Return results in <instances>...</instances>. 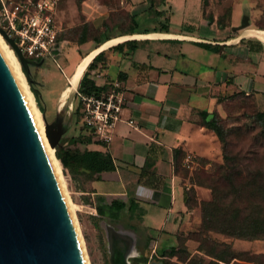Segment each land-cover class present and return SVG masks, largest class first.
I'll list each match as a JSON object with an SVG mask.
<instances>
[{"label":"rangeland","instance_id":"1","mask_svg":"<svg viewBox=\"0 0 264 264\" xmlns=\"http://www.w3.org/2000/svg\"><path fill=\"white\" fill-rule=\"evenodd\" d=\"M193 1L188 7L198 19L214 28L224 29L227 36L237 35L231 42L244 31L264 34V0ZM180 10L182 6L177 0H56L55 22L59 37L56 59L47 56L34 64L28 63L30 80L18 59L29 90L33 93L30 84L36 90L37 96L33 93V98L46 121L56 120L57 115L62 117L60 129L63 131L54 153L56 146H60L62 152L75 145L79 149L86 147L87 142L78 138V134L85 133H81L83 124L74 109L78 81L72 77L80 62L107 41L96 47L94 39L122 33L133 26H136L135 30L161 28L169 24L171 15L176 14L174 22L179 21ZM232 26H235L234 29ZM259 39L264 42V37ZM213 109L223 127L225 141H220L214 131L207 128V147H213L212 153L190 155L177 161L178 179L185 183V207L176 215L174 223H161L153 229L142 216H130L126 208L119 219L111 220L107 214L99 213L96 207L98 203H106L103 194L92 195L78 190L96 188L89 181H99L100 178L74 175L61 163L65 187L75 210L89 264H114L111 255L116 241H120L124 251L128 248L134 251L126 257L128 264H188L189 254L206 264H231L233 261L264 264V237L249 238L204 231L200 205L201 201L212 198L211 188L207 186L211 181L208 175L224 161L225 153L230 156L227 163L231 180L224 181L225 184L223 181L216 183L217 196H225L227 202L241 206L238 219L246 217L249 208H252L257 211H250L249 216L264 221V95L234 91L224 94L220 104ZM70 137L75 142H70ZM230 186H235V192L240 194H224L223 191ZM104 187L99 181L97 188ZM128 195L122 198L127 200ZM108 196L109 200L114 199L113 195ZM223 218L230 220L231 216L220 214L214 221L220 222ZM130 222L137 227V231L125 226ZM170 246H175V253L162 255V249ZM204 251L223 256L224 260L209 256ZM232 254L237 258L230 259ZM142 256L147 257L145 262Z\"/></svg>","mask_w":264,"mask_h":264},{"label":"crops","instance_id":"2","mask_svg":"<svg viewBox=\"0 0 264 264\" xmlns=\"http://www.w3.org/2000/svg\"><path fill=\"white\" fill-rule=\"evenodd\" d=\"M177 1L182 6L179 21L174 22V14L166 29L108 36L117 38L86 56L97 46L92 47L72 77L77 82L81 64L103 50L90 75L103 89L115 77L123 80L121 116L135 124L117 121L108 142L86 143L84 148L109 153L115 168L97 173L104 188H97L98 179H91L90 185L97 189L79 192L103 194L106 203L111 201L108 195L124 200L129 193L145 208L142 217L153 229L174 223L185 207V183L178 179L176 160L212 153L213 147H207L208 129L199 122L200 112L214 110L224 94L234 91L264 95V42L256 37L264 34L244 31L231 42L237 35L227 36L224 29L207 25L193 14L188 7L193 0ZM199 42L222 46L210 49ZM70 168L74 175L87 173L73 159Z\"/></svg>","mask_w":264,"mask_h":264},{"label":"water","instance_id":"3","mask_svg":"<svg viewBox=\"0 0 264 264\" xmlns=\"http://www.w3.org/2000/svg\"><path fill=\"white\" fill-rule=\"evenodd\" d=\"M0 31L28 74L27 64L36 61L23 55L3 27ZM57 116L52 122L44 116L53 147L63 131ZM0 264H86L52 157L1 45Z\"/></svg>","mask_w":264,"mask_h":264},{"label":"trees","instance_id":"4","mask_svg":"<svg viewBox=\"0 0 264 264\" xmlns=\"http://www.w3.org/2000/svg\"><path fill=\"white\" fill-rule=\"evenodd\" d=\"M136 27V26H135ZM135 27L122 32L125 34H120L116 36L126 35V34H134ZM162 29H166L167 25L161 26ZM112 36L108 38V36H99L97 39H94L95 46L97 47L102 44L104 41L112 39ZM108 38V39H107ZM115 39V38H114ZM110 41V40H109ZM108 42V41H107ZM56 43L59 44V37L58 33L56 36ZM105 43V42H104ZM200 44L204 45L207 48L210 49H216L220 48L222 45L220 44H210L206 42H199ZM116 46H121V43L116 44ZM103 54V50L98 52L89 63H87L83 69L81 70V74L78 78V85L77 90L79 92H95V91H101L105 90L101 85H98L93 78V76L90 75V69L93 68L97 61L100 59L101 55ZM24 72L27 74V72L24 70ZM28 75V74H27ZM29 79V76H28ZM30 80V79H29ZM31 90L33 91L34 95L37 96L36 90L32 84H30ZM75 111L78 112L79 118L81 117L80 112V101L75 93ZM200 123L205 126L206 128H210L214 131L215 135L218 137V139L222 142L225 141L224 137V130L223 127L219 121L218 114L215 110H202L200 112ZM85 133V135L78 134V138L81 140H85L86 142L92 141L90 134L83 126L81 133ZM70 142H75V139L73 137L69 138ZM99 142V141H96ZM56 156L59 160L61 169L62 164L63 166L67 167L69 170L70 168V160L73 159V162L77 166L83 167L85 170H87V173L85 171V175L87 176H96L99 177L97 173L103 171V170H111L115 168V164L113 162V159L111 158L110 154L107 152H103L101 150L97 149H89V148H83L82 150L73 148V149H66L64 152H62L60 146H56L55 150ZM224 161L218 165L215 166L213 172H209L208 177L211 179L208 187L211 188L212 191V198L207 201H201V210H202V221H201V227L204 231H218L227 233L230 235H236V236H242V237H264V221H259L254 218V216H249L251 213L250 211H257L256 209L249 208V211L246 214V217L243 216V219H238V212H240L241 206L237 207L235 205H232L233 202H227L225 200V196L222 198H219L217 196V193L215 192L217 187L216 183L219 181H229L231 180V172L229 170V161L230 156L223 154ZM176 160V166H177ZM62 163V164H61ZM84 173V172H83ZM96 173V175H94ZM225 184V182H224ZM235 186H230L229 188L225 189L223 191L224 194H236L239 195L240 193L235 192ZM234 204V203H233ZM186 205H188L186 203ZM97 210L101 214H107L111 220L119 219V216L124 208L127 209L128 214L131 216L133 214H137L138 216H142L145 213V208L138 204V202L133 198V196L128 195V198L126 201L122 199L114 198L108 203H98L97 204ZM228 210V211H227ZM254 213V212H253ZM230 215L231 219L226 220L223 218V221L215 222L218 215ZM126 227L131 228L134 231H137V227L133 223H126ZM201 242V241H200ZM175 246H170L169 248H164L161 251L162 255H165L167 253L174 254L175 253ZM207 255L212 256L214 258H217L218 260H224L223 256H219L216 254H212L211 251H204ZM188 258V264H206L201 259H195L193 258L192 254H189ZM138 257H133V259H137ZM146 256H142V261H146ZM237 258L236 255L232 254L231 258ZM211 263V261L209 262ZM261 264V262H257ZM231 264H246V263H239L236 261H233Z\"/></svg>","mask_w":264,"mask_h":264},{"label":"built area","instance_id":"5","mask_svg":"<svg viewBox=\"0 0 264 264\" xmlns=\"http://www.w3.org/2000/svg\"><path fill=\"white\" fill-rule=\"evenodd\" d=\"M55 10L56 0H1L0 24L4 22L3 28L25 57L37 61L49 56L55 60L58 52ZM107 84L101 91L75 90L80 101V120L93 141L108 142L117 121L135 125L132 119L121 116L125 102L123 80L115 77Z\"/></svg>","mask_w":264,"mask_h":264},{"label":"bare ground","instance_id":"6","mask_svg":"<svg viewBox=\"0 0 264 264\" xmlns=\"http://www.w3.org/2000/svg\"><path fill=\"white\" fill-rule=\"evenodd\" d=\"M256 37H258V38L260 37L261 38L262 36H256ZM0 45H1V48L4 50V52L6 53L8 59H9V62L11 64V66H12V69L14 70L15 74L17 75V77L19 79V82L21 83V86H22V88H23V90L25 92V95L27 96L28 102L30 103V105H31V107H32V109L34 111L35 117L37 119L40 131H41V134H42V136H43V138L45 140V143L47 145L49 154L52 157L53 164H54V167H55L59 182H60L61 187H62V191H63L64 197H65V200H66V203H67V206H68L69 213H70V215L72 217V220H73L75 228H76V232H77L79 240H80V244H81V247H82V251H83V254H84V258H85L86 264H89V260L87 258V254H86L83 238H82V235H81V232H80V229H79V226H78V222H77V219H76L75 210H74L72 201H71V199H70V197L68 195L67 189L65 187L64 176H63V173H62V169H61L59 160H58L57 156L54 153V147L52 146V144L50 142L49 136L47 135L46 121L44 119V116H43L42 112L40 111V109L35 104V100L33 98V93L29 90L27 82H26V79H25V75H24V73L22 72V70L20 68V62H19L14 50L10 47V45L8 44V42L6 41L4 36L2 35L1 31H0ZM87 61H89V60H85L81 64L80 68L83 69V67L88 63ZM124 249L125 248L122 246L120 241L119 242H117V241L115 242L114 250L112 251V255H111V258H112L114 264H128L126 257L128 255H130V254H133L134 251L132 249L131 250L127 249L126 251H124Z\"/></svg>","mask_w":264,"mask_h":264}]
</instances>
